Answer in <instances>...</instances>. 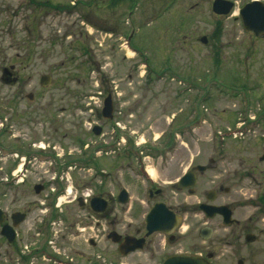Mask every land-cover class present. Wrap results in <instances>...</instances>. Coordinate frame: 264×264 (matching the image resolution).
Instances as JSON below:
<instances>
[{"label": "rangeland", "instance_id": "rangeland-1", "mask_svg": "<svg viewBox=\"0 0 264 264\" xmlns=\"http://www.w3.org/2000/svg\"><path fill=\"white\" fill-rule=\"evenodd\" d=\"M40 1L48 0H0V178L7 183L0 184L1 204L9 199V211L19 210L37 198L34 185L42 182L45 194L59 193L66 214L75 195L114 198L127 188L129 203H111L105 228L118 215L120 226L134 230L148 209L145 177L166 187L192 164L206 165L211 169L199 176L194 194L176 190L165 200L184 209L183 230L193 231L203 252L215 251L212 264H264V221L245 228L258 210L242 205L260 189L248 169H264V38L243 30L239 8L247 0L221 16L211 11L212 0H137L135 10L129 1L118 9L109 0ZM78 1L84 4L74 8ZM132 25L137 51L121 36ZM194 34L208 36V43ZM12 65L20 75L14 86L4 83V68ZM45 75L52 77L48 86L41 85ZM108 90L113 120L100 112ZM95 125L102 135L94 134ZM210 190L237 208L241 229L199 211ZM205 225L215 229L207 241L199 238ZM248 231L257 235L251 245L243 236Z\"/></svg>", "mask_w": 264, "mask_h": 264}, {"label": "flooded vegetation", "instance_id": "flooded-vegetation-1", "mask_svg": "<svg viewBox=\"0 0 264 264\" xmlns=\"http://www.w3.org/2000/svg\"><path fill=\"white\" fill-rule=\"evenodd\" d=\"M123 1H129L131 4L130 6L135 10L134 6L136 4L137 0H109L108 4L109 6L113 8H117ZM213 3L216 0H212ZM223 3L231 2L233 3V8L231 9L233 11L234 7H236V4L238 3L237 0H221ZM253 1H261L263 0H247L242 3V6L245 4L251 3ZM40 2H48V4H39V5H52L50 4V1H40ZM170 2L166 1L165 6L166 9L168 8V4ZM213 3H212V9H213ZM77 4V5H76ZM81 4H84L82 1L74 2L73 6L74 8H78ZM76 5V6H75ZM164 6V7H165ZM68 7H71L70 4H68ZM130 7V8H131ZM56 8V6H55ZM130 9V14H132ZM165 9V10H166ZM213 12V10H211ZM231 11V12H232ZM216 14L215 12H213ZM231 14V13H229ZM228 14V15H229ZM218 16V14H216ZM221 16V15H219ZM118 24V23H117ZM121 23L118 24V28H121ZM129 29H132L130 33H125L121 35L125 41V46L134 49V51H137L134 48V45H132V40L134 39V29L133 25L130 26ZM184 37L189 36L188 34H185V32L181 33ZM193 39L203 41L205 39V43H208L209 37L206 35H191ZM253 37V36H252ZM256 38V37H255ZM264 38V37H263ZM139 55H143L140 53ZM144 56V55H143ZM142 58V57H141ZM144 57V61H145ZM6 69H8L6 71ZM16 66L12 65L10 68H4V80L7 85H16L18 81L20 80V75L15 72ZM164 73L167 71L164 70ZM176 72L170 73L172 80H180L181 82V74ZM161 77V75L159 76ZM183 78V77H182ZM15 93H20L16 91ZM32 95L33 98L30 99L28 96ZM106 98L110 95L112 98V104H113V118L115 115V103L113 98V92L107 91ZM27 98L29 101H34L35 95L31 92L27 94ZM105 98V99H106ZM104 99V100H105ZM104 106V101H103ZM103 108V107H102ZM101 108V116L103 117V109ZM110 120V119H105ZM102 127V126H101ZM94 128V127H93ZM102 129V128H101ZM103 130V129H102ZM103 132V131H102ZM102 135V133H101ZM100 136V135H99ZM81 141V140H80ZM83 141H81L82 143ZM19 151H22L24 153H29L30 150H22V148H19ZM17 152V151H16ZM26 156V155H25ZM26 158V157H25ZM263 158V159H262ZM261 162H264V154L260 158ZM211 164H216V160L212 158L210 160ZM193 165V164H192ZM191 167L187 171H193L195 175L197 176V183L199 182V176L202 174H206L211 168H208L206 165L198 164L196 165V168ZM203 166L204 169L200 170L199 167ZM143 171H146V173H149L148 169L146 167L141 168ZM258 169V168H257ZM256 167H252V169H248L247 174H245L247 177H251L254 180L257 181L260 189L257 193L251 194V196H248L246 198V201L244 204L245 207H253L258 210V212L255 214H252V217H250V221L245 223V228L249 230L250 224L254 223V219L256 221H264V169L261 168L258 171L262 174L259 178L255 177L256 173ZM186 171V172H187ZM185 172V173H186ZM258 172V173H259ZM259 173V174H260ZM20 174H16L13 179L20 180L19 178ZM24 176H27L23 173ZM181 176L177 178L175 181L168 182V186L161 187L160 183H157V180H154L152 176L148 178H144L145 180V191L148 194V199L146 201V205L148 207L147 211L143 213V220L142 224L140 226L135 227L134 230H131L130 227L132 226H120V220L118 218V215L115 216L114 220L111 221L112 228L106 231L105 225H106V215L105 212H96L95 209L92 207L91 202L92 199L96 197H101L104 199V201L107 202V208L105 211H107L111 203L114 202V200L119 201V196L121 194V191L126 190L127 191V201L125 203L119 201L121 204H128L129 200L131 198V195L129 194V190L127 188H120L116 194H114V198L105 196L101 194V196H91L85 197L84 195H75L74 198L69 200L67 203L68 209L66 210L67 213L65 214L62 207V202H58L59 199V193H52V194H45L44 191L47 189V185L45 183H37L34 185V191L36 192L37 198L34 200L26 201L24 204H22V207L19 208V210H12L9 211L8 200L3 198L2 202L3 205L0 202V213H1V219H0V264H122V259L124 258H130L131 262L133 264H163L166 260H169V258L172 257H189L193 259H203L208 264H212L211 260H213V257H215V251L210 249L208 251L203 252L204 250L201 248V243L198 241L199 239H195L193 235V231L188 227L186 232L183 230L184 225V217H185V211L184 209L180 208L179 205L171 204L170 202H167L165 200L166 196L170 192H174L178 190L181 193H184L185 191H188L190 194H194L196 191V185L190 188L181 189L179 188V181L181 180ZM17 177V178H16ZM28 177V176H27ZM3 179V178H0ZM8 180V178L6 179ZM22 180L25 182L26 179L22 178ZM59 182V181H58ZM7 184L4 179L3 182L0 181V184ZM40 188V191L37 192L36 188ZM220 191L229 192L230 188H219ZM213 192V193H212ZM214 194L213 201H209L207 199L208 194ZM6 195V193H4ZM2 195V196H4ZM219 191L218 190H210L206 194V202L199 203L197 206L200 212H203V214L207 217V215L204 213V211L201 209L202 204H211L214 206H227L231 211V218L233 220V223L231 225H226L229 228H240L241 229V221L238 217L234 216L236 213V209L232 204L225 203V202H218L219 200L218 196ZM87 196V195H86ZM152 203V204H151ZM157 203H163L167 206V209L172 211L174 215L177 217L175 228L171 233L164 232V231H155L152 233H149V230H147V215L150 212V210L157 204ZM41 210L45 214L50 213V217H48V220L39 221L37 220L38 217L36 213ZM63 211V212H62ZM62 212L63 214H61ZM16 213H20L23 218L22 221L20 219L16 218L14 215ZM65 215V216H64ZM257 215V217H256ZM220 218L224 222L223 216L220 214H216L213 217H207L210 219L213 218ZM254 217V218H253ZM41 222V223H40ZM225 224V223H224ZM260 227L261 232H264V224ZM203 228H207L210 230V236L208 239H210L215 229L209 225L203 226L199 230V238L203 239L204 241H207L208 239L202 238L201 231ZM94 232L93 235H91L90 232ZM107 232V234L105 233ZM115 233V236L118 238L119 241L115 242L113 241L109 236L112 233ZM61 233V234H60ZM252 234L255 236V240L248 241L247 236ZM89 236L86 238V236ZM244 239L246 244H253L257 241V235L253 232H247L244 235ZM110 242L109 247L106 246V243H104L106 240ZM262 237V236H261ZM129 238L135 239L134 241L136 244H141L139 241H143V247L138 248L134 251H129L130 248L134 246L135 243L127 244L125 241ZM240 236L237 237V240L239 241ZM63 242L65 239H67L66 246H60L57 247L56 244L57 241ZM263 240V239H261ZM64 243V242H63ZM264 244V241H263ZM63 251H62V250ZM108 261V262H107ZM238 264H244V261L240 259L238 261Z\"/></svg>", "mask_w": 264, "mask_h": 264}, {"label": "water", "instance_id": "water-1", "mask_svg": "<svg viewBox=\"0 0 264 264\" xmlns=\"http://www.w3.org/2000/svg\"><path fill=\"white\" fill-rule=\"evenodd\" d=\"M233 3H223L221 0H216L213 3V12H215L218 15H228L231 13V9L233 8ZM240 19L242 21L243 30H245L250 37H257V38H263L264 37V2L261 1H253L251 3L245 4L242 8L239 10ZM205 39H203L202 42H204ZM8 69H6L7 71ZM41 84L42 86H48L51 81L52 77L49 75H45L41 78ZM30 99L33 98L32 95L28 96ZM109 95L104 100V106H103V117L104 119H111L113 118V111L114 109L112 104V98ZM102 127L99 125H95L92 129L95 135H101L102 133ZM263 159V158H262ZM200 170H203L204 167L200 166ZM197 183V176L193 171H188L185 173L181 180L179 181V188L185 189L195 186ZM37 192L40 191V188H36ZM213 193V192H212ZM208 194L207 199L209 201H213L214 194ZM119 201L125 203L128 199L127 198V191L123 190L121 191V194L119 196ZM92 207L95 209L96 212H105L107 208V202L104 201L101 197H96L92 199L91 202ZM201 209L204 211V213L207 215V217H213L217 213L223 216L224 223L226 225H231L233 223V220L231 218V211L227 206L221 205V206H214L211 204H202ZM1 212V211H0ZM16 218L20 219L22 221L23 216L20 213H16L14 215ZM1 217V213H0ZM177 217L174 215L172 211L167 209V206L163 203H157L148 213L146 223H147V230H149V233L155 232V231H164L171 233L176 224ZM1 219V218H0ZM202 238L208 239L210 234V230L207 228H203L201 231ZM248 241L255 240V236L252 234L246 235ZM113 241L117 242L119 241V237L117 238L115 236V233L113 232L109 236ZM135 239L129 238L125 242L127 244L135 243L132 248L128 250L134 251L138 248L143 247V241L137 240V242H141V244H136L134 241ZM163 264H208L203 259H193L189 257H172L169 258V260H166Z\"/></svg>", "mask_w": 264, "mask_h": 264}, {"label": "trees", "instance_id": "trees-1", "mask_svg": "<svg viewBox=\"0 0 264 264\" xmlns=\"http://www.w3.org/2000/svg\"><path fill=\"white\" fill-rule=\"evenodd\" d=\"M37 4L39 5V4H48V2H37ZM56 8H59V9H61V8H68V5H65L64 7L63 6H61V5H59V6H56Z\"/></svg>", "mask_w": 264, "mask_h": 264}]
</instances>
